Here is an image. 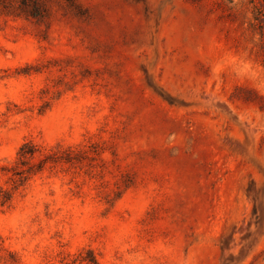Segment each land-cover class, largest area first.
I'll return each mask as SVG.
<instances>
[{
  "label": "rangeland",
  "instance_id": "obj_1",
  "mask_svg": "<svg viewBox=\"0 0 264 264\" xmlns=\"http://www.w3.org/2000/svg\"><path fill=\"white\" fill-rule=\"evenodd\" d=\"M29 1L0 10V264H264V0ZM29 142L71 151L14 188Z\"/></svg>",
  "mask_w": 264,
  "mask_h": 264
},
{
  "label": "trees",
  "instance_id": "obj_2",
  "mask_svg": "<svg viewBox=\"0 0 264 264\" xmlns=\"http://www.w3.org/2000/svg\"><path fill=\"white\" fill-rule=\"evenodd\" d=\"M34 5L30 10V1L29 0H0V10L11 14V15H29L32 17L38 16L39 8L35 5V2H32ZM67 151H50L48 153H43L40 148L29 142L25 143L19 151V163L13 170V178L11 179L14 188L23 186L29 179L31 175L37 174L43 171L44 167L48 164H58L63 161L65 158L63 154L70 152ZM36 160V161H34ZM11 199L10 193L5 192L4 197L1 201V206L5 205ZM86 256H81V262L85 264H99L96 257L92 251H87Z\"/></svg>",
  "mask_w": 264,
  "mask_h": 264
}]
</instances>
